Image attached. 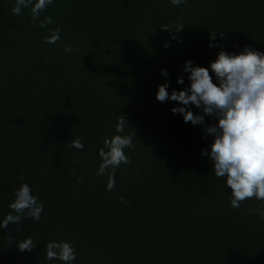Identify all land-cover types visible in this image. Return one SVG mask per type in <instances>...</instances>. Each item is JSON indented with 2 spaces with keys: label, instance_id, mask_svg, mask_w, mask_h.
I'll return each mask as SVG.
<instances>
[{
  "label": "trees",
  "instance_id": "trees-1",
  "mask_svg": "<svg viewBox=\"0 0 264 264\" xmlns=\"http://www.w3.org/2000/svg\"><path fill=\"white\" fill-rule=\"evenodd\" d=\"M14 4L0 0V221L21 183L44 211L39 222L0 229V264H63L43 254L61 240L75 247L74 264H264V220L246 211L260 202L231 208L225 178L201 154L213 140L205 126L218 120L185 123L171 111L183 105L156 100L158 85L169 83V94L190 86L186 61L217 83L210 63L220 51L264 53V0H54L40 20L60 26L58 46L43 43L48 28L31 22L30 9L13 15ZM120 115L129 126L116 133ZM117 134L132 135L135 147L106 191L98 150ZM77 137L83 150L67 147ZM28 237L36 247L20 252Z\"/></svg>",
  "mask_w": 264,
  "mask_h": 264
},
{
  "label": "clouds",
  "instance_id": "clouds-1",
  "mask_svg": "<svg viewBox=\"0 0 264 264\" xmlns=\"http://www.w3.org/2000/svg\"><path fill=\"white\" fill-rule=\"evenodd\" d=\"M53 3L54 0H15L11 12L20 16L23 9H30L31 22L44 29L53 24V20L51 16H45L43 20L40 17ZM170 3L181 6L187 0H170ZM182 20L181 14L174 22L177 33L185 29ZM171 27L167 24L160 26L165 32H173ZM61 31L59 25L48 28V35L43 38V43L58 46ZM216 37V34L211 33L212 40ZM172 39L177 38L173 36ZM213 46L211 43L208 45L209 48ZM164 47L167 48L168 44ZM63 50L70 53L73 48L65 44ZM210 68L217 83H213L208 69L194 67L192 61H186L183 71L190 73V86L179 92L173 90L169 94V83L158 85L156 100L162 103L175 101L183 105L184 107H174L171 111L182 115L185 123L204 125L205 116L218 120V123L205 126L206 136H212L213 140L211 151L204 150L201 154L209 156L215 176L225 178L227 187L231 189L230 207L239 210L241 202L255 197L260 202L259 206L255 209L247 208L246 211L264 220V53L250 47H245L239 54L220 51L216 60L210 63ZM161 75L167 77L169 73L162 69ZM177 83L183 84L184 80L178 78ZM189 105L201 109L203 115L193 114L187 107ZM126 125L127 118L120 115L115 127L116 133H123ZM67 147L83 150L84 145L77 137ZM134 147L133 136L129 134L103 138V147L98 150L100 163L95 175L107 177L106 191H115L117 169L122 164L127 166L131 163L125 149L132 150ZM24 175L21 173L18 180L23 181ZM82 182V178L77 181ZM13 195L14 200L8 206L12 211L0 221V229H6L10 223L17 226L24 219L39 222L44 205L38 196L32 194L31 187L27 183H21ZM119 202L127 203L123 197ZM16 231L20 232L21 229L16 227ZM7 240L9 246L13 245L12 237ZM36 245L32 237L16 243L20 252H31ZM43 254L46 261L58 260L63 264H74L76 260L75 247L71 242L63 240L48 242Z\"/></svg>",
  "mask_w": 264,
  "mask_h": 264
}]
</instances>
